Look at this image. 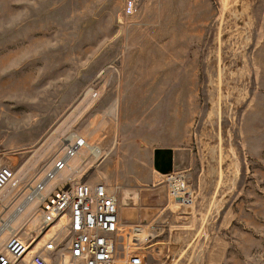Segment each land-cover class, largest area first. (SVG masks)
Segmentation results:
<instances>
[{"label":"rangeland","instance_id":"1","mask_svg":"<svg viewBox=\"0 0 264 264\" xmlns=\"http://www.w3.org/2000/svg\"><path fill=\"white\" fill-rule=\"evenodd\" d=\"M71 133L99 153L46 187L117 192L124 224L153 226L147 264H264V0H0V156L17 178L3 204ZM172 170L191 204L160 184Z\"/></svg>","mask_w":264,"mask_h":264},{"label":"built area","instance_id":"2","mask_svg":"<svg viewBox=\"0 0 264 264\" xmlns=\"http://www.w3.org/2000/svg\"><path fill=\"white\" fill-rule=\"evenodd\" d=\"M87 145L80 134H69L51 165L26 182L24 193L18 199L10 198L8 205L1 198L15 171L0 156V206L2 209L13 206L9 216L15 217L35 201L32 208L37 217L33 228L27 229L26 237L15 230L2 243L0 264H147L151 255L147 243L155 236L153 226L124 224L117 192L102 182L89 184L72 177L47 189L55 174L67 169L69 160ZM160 184L175 202L192 203L193 191L183 171L162 174ZM9 216L0 222L12 220ZM27 218L21 224L25 225ZM137 227L143 230L136 231ZM4 229L0 230V236Z\"/></svg>","mask_w":264,"mask_h":264},{"label":"bare ground","instance_id":"3","mask_svg":"<svg viewBox=\"0 0 264 264\" xmlns=\"http://www.w3.org/2000/svg\"><path fill=\"white\" fill-rule=\"evenodd\" d=\"M88 145L86 146L89 150H90V153H92L93 155H97L98 153H99V148H97L96 146H93V145H91V143L89 144V143H87ZM85 147V148H86ZM84 148H82L81 149V151L83 150ZM81 151H80V153H81ZM80 153H79V155L78 156H80ZM78 156H76V157H78ZM69 168V167H68ZM16 180H17V178L16 177H14V179H13V181H12V183H11V186L12 185H15L14 187H16L17 186V184H16ZM7 192V193H6ZM5 192V194L3 195V197L1 198V200H3L6 196H7V194L9 193V190L8 191H6ZM35 204V201H33V202H31L30 204H28V206L25 208V210L23 211V212H21L20 214H18L17 216H15L14 217V219L12 218V220H8V221H1V226H2V228L0 229V230H2L3 228H6L5 229V232H3V234H10V233H13V232H15V230H17V232H20V230H18V228H16V226H14V224L15 223H18V220H17V218L20 216V215H22L24 212H26V210L28 209V207H32L33 205ZM37 218V217H36ZM36 218H34V219H36ZM28 221H31L30 219H28L27 220V222ZM17 225V224H16ZM34 225H35V223H34ZM33 225V226H34ZM33 226L32 227H30V228H28V229H32L33 228ZM2 234V235H3Z\"/></svg>","mask_w":264,"mask_h":264},{"label":"water","instance_id":"4","mask_svg":"<svg viewBox=\"0 0 264 264\" xmlns=\"http://www.w3.org/2000/svg\"><path fill=\"white\" fill-rule=\"evenodd\" d=\"M141 216H142V215H141ZM148 222H149L148 219L143 218V217L140 218V223H142V224H146V223H148Z\"/></svg>","mask_w":264,"mask_h":264},{"label":"crops","instance_id":"5","mask_svg":"<svg viewBox=\"0 0 264 264\" xmlns=\"http://www.w3.org/2000/svg\"><path fill=\"white\" fill-rule=\"evenodd\" d=\"M66 178H68V177H66ZM66 178H64V179H66ZM64 179H63V180H64ZM61 181H62V180H61ZM61 181H60V182H61ZM87 181H89V180H87ZM87 181H86V182H87ZM58 183H59V182H57V183L55 184V186H56ZM53 187H54V186H53ZM51 188H52V187H51ZM51 188H47V189L49 190V189H51ZM121 202H122V200H121ZM120 212H121V211H120ZM121 214H122V212H121Z\"/></svg>","mask_w":264,"mask_h":264}]
</instances>
